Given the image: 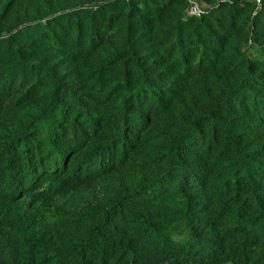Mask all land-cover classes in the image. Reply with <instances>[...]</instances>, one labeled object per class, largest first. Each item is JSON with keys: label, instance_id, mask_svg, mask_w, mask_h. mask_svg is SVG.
<instances>
[{"label": "trees", "instance_id": "16d2710c", "mask_svg": "<svg viewBox=\"0 0 264 264\" xmlns=\"http://www.w3.org/2000/svg\"><path fill=\"white\" fill-rule=\"evenodd\" d=\"M0 0V264H264V0Z\"/></svg>", "mask_w": 264, "mask_h": 264}, {"label": "built area", "instance_id": "2783aa9c", "mask_svg": "<svg viewBox=\"0 0 264 264\" xmlns=\"http://www.w3.org/2000/svg\"><path fill=\"white\" fill-rule=\"evenodd\" d=\"M188 8L186 11L187 18H200L203 14L200 0H187ZM248 3H253L257 8H260L262 0H241Z\"/></svg>", "mask_w": 264, "mask_h": 264}]
</instances>
